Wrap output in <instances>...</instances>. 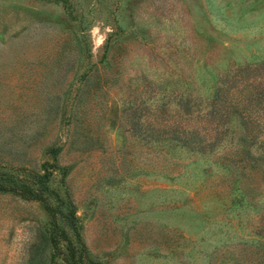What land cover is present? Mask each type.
<instances>
[{
    "label": "rangeland",
    "instance_id": "1",
    "mask_svg": "<svg viewBox=\"0 0 264 264\" xmlns=\"http://www.w3.org/2000/svg\"><path fill=\"white\" fill-rule=\"evenodd\" d=\"M0 169L89 264H264V0H0ZM49 222L0 193V264H63Z\"/></svg>",
    "mask_w": 264,
    "mask_h": 264
},
{
    "label": "trees",
    "instance_id": "2",
    "mask_svg": "<svg viewBox=\"0 0 264 264\" xmlns=\"http://www.w3.org/2000/svg\"><path fill=\"white\" fill-rule=\"evenodd\" d=\"M219 93L220 89L218 88L214 93V96L211 98L209 109L207 112V115L209 116H216L217 114H215V110H213V107L218 106L222 101L221 95ZM188 104L189 103L186 102V105ZM187 108L190 107L188 106ZM184 112L187 113L188 111ZM239 118L241 119L243 117H240L239 115ZM243 130L245 131L246 129L243 128ZM196 133L197 132L194 130L191 134H189V136L191 135V137H194V134ZM244 135V138L248 137V134ZM178 137L179 136L177 135V137H171L170 139L175 140V138ZM191 137L190 141L187 143L177 140H175V142L187 144L194 151L202 154L200 148L201 145H199L201 141H194ZM251 137L255 138V136ZM248 141L251 142L252 139H248ZM253 142L255 143V141ZM44 181L46 180H40L36 183L33 181L28 182L12 171L0 169V193H9L25 200L37 201L41 203L48 211L50 215L48 228L49 244L53 252H56L61 256L60 259L62 263L89 264L79 233L78 224L70 203L64 204L62 200L52 192V190L48 189ZM62 207L65 208L64 212L61 211ZM57 214H60L61 222L57 220ZM61 224L67 228L68 232H65L61 228Z\"/></svg>",
    "mask_w": 264,
    "mask_h": 264
}]
</instances>
